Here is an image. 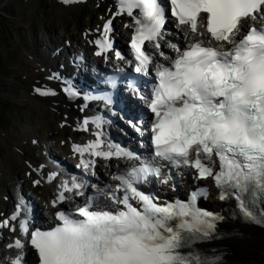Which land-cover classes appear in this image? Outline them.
I'll return each instance as SVG.
<instances>
[{"label": "snow or ice", "instance_id": "snow-or-ice-1", "mask_svg": "<svg viewBox=\"0 0 264 264\" xmlns=\"http://www.w3.org/2000/svg\"><path fill=\"white\" fill-rule=\"evenodd\" d=\"M76 2L62 0L66 5ZM118 3L103 26L104 36L95 40V54L108 58L115 16L131 18L125 24L133 30L127 63L138 75L150 77L144 82L151 85L147 95L139 88L137 93L151 113L152 157L142 160L108 140L102 117L83 119L79 130L94 138L73 144L77 168L94 175L97 159L133 163L114 173L116 183L95 196H85L86 184L75 175L63 179L51 207L65 201L74 207L56 210V223L47 230L31 229L27 219L21 220L19 231L26 240L17 238L9 245L19 250L11 264H27L26 244L35 250L39 264H215L193 249L222 219L197 206L205 193L193 191L186 201L161 202L142 190L149 177L167 184L171 176L163 173L165 167L169 172L191 168L197 179L211 178L220 198L234 196L248 218L256 219L249 210L254 201H264V0ZM170 17L181 40L165 27ZM115 55L124 59L119 51ZM65 91L77 94L71 88ZM103 99L112 103L110 96ZM77 197H85L83 203H75ZM0 226L16 231L7 219Z\"/></svg>", "mask_w": 264, "mask_h": 264}, {"label": "bare ground", "instance_id": "bare-ground-1", "mask_svg": "<svg viewBox=\"0 0 264 264\" xmlns=\"http://www.w3.org/2000/svg\"><path fill=\"white\" fill-rule=\"evenodd\" d=\"M39 4L48 10L52 8L55 11L56 20H48L45 23L47 32L50 34L49 39L61 38L69 41L78 51H91L93 39L96 36V26L106 17V9L99 8L93 14L85 4L66 6L53 0H12V11L14 10L17 15L20 9L30 10ZM115 19L121 22L129 21L127 16H118ZM117 31L120 34L125 33L123 30ZM45 40L47 39H42V42ZM27 51L26 49V56L19 64L18 72L10 78L9 92L18 100L30 99L35 103L34 114L28 113L27 116L23 114L24 118L15 121L10 133L0 128V145L5 146L6 150L5 158L0 162V222L9 220L13 207L22 206L24 199H30V203L40 209L42 218H47L50 215L46 213L50 208L49 201L63 180L62 172L55 181L46 180L51 168H56L50 162V150L56 152V157H64L63 164L73 162L76 159L73 155V144L80 143L89 133L79 130L83 121L80 112L70 110V105L63 96L49 98L38 94L36 89L41 82H49L48 84H53L57 88V85L66 88L71 83L58 82L56 78L54 80L51 76L54 70L43 63L46 58L43 55L39 56L34 50ZM59 57L56 55L55 59ZM91 59L96 60L92 57ZM26 63L27 66H25ZM23 76L26 78L25 87L20 86ZM98 116L103 118L100 113ZM103 120L105 121L104 118ZM24 143L27 147L23 145ZM1 153L4 152L1 151ZM107 170L110 168L105 164L97 167L101 176L104 172L107 174ZM37 180L40 183L34 184ZM213 193L215 191L210 189V198H213V203H218ZM224 216L227 221L219 224L223 237L211 243L213 246H221L222 251H225L223 261L218 264H264V230L238 219L229 218L227 214ZM10 223L16 227V231L2 226L0 240L8 252L17 253L19 250L9 247L12 244L11 236L17 232L16 223L12 221ZM24 251L26 258L31 261L34 258L33 251L27 247Z\"/></svg>", "mask_w": 264, "mask_h": 264}, {"label": "rangeland", "instance_id": "rangeland-1", "mask_svg": "<svg viewBox=\"0 0 264 264\" xmlns=\"http://www.w3.org/2000/svg\"><path fill=\"white\" fill-rule=\"evenodd\" d=\"M12 9V0H0V128L8 133L12 132L16 120L24 118L23 114H34L35 104L30 99L18 100L9 92L10 78L18 72L28 46L34 47L32 37L36 31L40 27L44 28L48 20H56L54 9L48 10L43 6L20 9L17 15ZM25 81L23 76L20 86L25 87ZM23 145L27 147L25 143ZM5 155V146L0 145V162Z\"/></svg>", "mask_w": 264, "mask_h": 264}]
</instances>
